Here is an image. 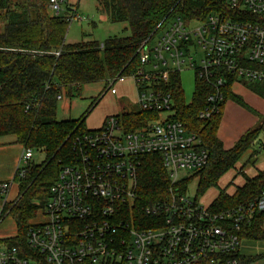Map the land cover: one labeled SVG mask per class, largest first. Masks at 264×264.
<instances>
[{"label": "built area", "instance_id": "1", "mask_svg": "<svg viewBox=\"0 0 264 264\" xmlns=\"http://www.w3.org/2000/svg\"><path fill=\"white\" fill-rule=\"evenodd\" d=\"M224 1L225 11L203 19H165L143 42L130 76L140 110L155 116L135 129L109 116L101 128L78 135L73 160L61 165L50 188L44 219L28 228L25 246L0 242V264H241L245 232L259 215L264 229V189L221 210L180 189L184 173L202 170L209 152L175 117L174 95L162 86L172 73L193 70L212 89L199 112L210 119L230 83H264V0ZM63 4L50 0L49 7L61 15ZM66 18L83 19L72 6ZM147 154L161 156L169 179L166 195L148 205L138 198L137 180ZM33 155L24 149L16 177ZM16 185L0 181V220Z\"/></svg>", "mask_w": 264, "mask_h": 264}, {"label": "trees", "instance_id": "2", "mask_svg": "<svg viewBox=\"0 0 264 264\" xmlns=\"http://www.w3.org/2000/svg\"><path fill=\"white\" fill-rule=\"evenodd\" d=\"M112 23H128L130 34L98 40L67 43L69 28L66 14L52 13L50 0H0V139L15 136L24 149L42 150L45 160L32 161L25 167L24 176L16 177L18 196L3 208L13 214L17 233L4 239L8 244L25 246L26 232L34 223L49 197L50 188L58 177L61 165L75 156L76 138L91 130L85 127V115L79 119H57L59 95L73 96L84 84L110 81L130 76L139 65L141 46L157 26L171 16L187 20L203 19L207 14L225 11L224 0H96ZM56 52H59L57 55ZM245 84L264 96V83ZM162 86L175 99V117L187 130L200 137L202 147L209 152L208 164L200 170L198 192L218 185L220 178L249 150L256 152L255 143L264 131V116L247 131L231 149H224L217 132L224 103L233 99L249 108L243 99L226 87V100L220 112L210 119H201L211 87L196 79L192 101L187 102L180 73L170 75ZM96 103L92 102L91 106ZM155 115L141 110L122 115L127 129L139 128ZM1 144V142H0ZM138 198L143 204L166 195L169 179L159 154H147L138 167ZM190 179L179 183L186 189ZM264 189V170L237 187L232 195L221 191L212 208L221 210L257 197ZM263 217L259 215L248 227L245 236L264 238ZM253 259V258H251ZM243 262L242 256L240 257Z\"/></svg>", "mask_w": 264, "mask_h": 264}, {"label": "rangeland", "instance_id": "3", "mask_svg": "<svg viewBox=\"0 0 264 264\" xmlns=\"http://www.w3.org/2000/svg\"><path fill=\"white\" fill-rule=\"evenodd\" d=\"M67 6L76 8L77 13L83 18L69 24L66 35L67 43L89 40L102 42L112 36L121 37L130 34L128 23H112L107 14L100 9L96 0H64L62 14H65L67 11ZM180 76L185 99L187 102H190L195 92L196 78L194 71L184 68L180 71ZM106 86L107 81L103 80L96 83L84 84L80 92L75 93L73 96L63 94L62 99L58 102L57 119H79L86 114V129L95 130L103 126L107 117L121 116L129 107L135 111L140 110L137 84L132 76H123L117 78L115 81H110L108 89H106L99 99H96ZM95 100L96 103L91 106ZM6 138L3 141H7ZM254 149L256 152L254 154L252 150L246 152L237 162L235 168H232L220 178L217 186L211 187L203 193L198 192V178L196 177L198 172L184 173L187 175L184 179H190L187 188L184 189L186 195L196 199L205 207H211L221 191L232 195L237 187L244 184L245 175L253 177L264 170V131L259 134ZM33 154L30 161L37 164L46 158V154L42 150H34ZM4 158H7L6 155L4 153L0 154V160ZM12 191L5 205L12 204L16 200L18 196L17 186ZM1 207L2 198H0V212ZM43 219L44 216L41 213L33 222H39ZM16 233L17 225L15 218L12 213L5 209L0 220V242L15 236ZM247 243L251 245L249 248L245 247ZM240 251L244 255L253 258L251 261H247L248 263L246 264H264V238L254 239L250 242L242 241Z\"/></svg>", "mask_w": 264, "mask_h": 264}, {"label": "crops", "instance_id": "4", "mask_svg": "<svg viewBox=\"0 0 264 264\" xmlns=\"http://www.w3.org/2000/svg\"><path fill=\"white\" fill-rule=\"evenodd\" d=\"M231 91L240 96L249 108L242 106L233 99H227L225 101L217 135L226 150L233 148L247 131L258 124L260 116H264V96L258 94L243 83L234 84L231 87ZM132 110L129 107L122 115L127 112L130 113ZM5 137H7V141H3ZM0 142V154L4 153L7 157L0 160L2 161L0 162V181L16 180L17 168L24 147L17 143L15 136H4L0 139ZM16 186L18 190V183ZM252 240L254 239L245 237L243 242H250ZM250 246L249 243L245 245L246 248ZM242 258L243 262L241 264H246L248 263L247 261L252 260L251 256L244 255V253H242Z\"/></svg>", "mask_w": 264, "mask_h": 264}]
</instances>
